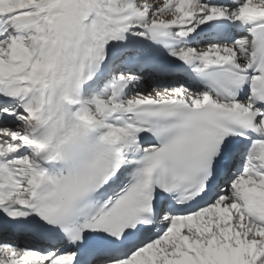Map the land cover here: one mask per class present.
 I'll return each mask as SVG.
<instances>
[{
    "label": "snow or ice",
    "instance_id": "obj_1",
    "mask_svg": "<svg viewBox=\"0 0 264 264\" xmlns=\"http://www.w3.org/2000/svg\"><path fill=\"white\" fill-rule=\"evenodd\" d=\"M0 264H264V0H0Z\"/></svg>",
    "mask_w": 264,
    "mask_h": 264
}]
</instances>
